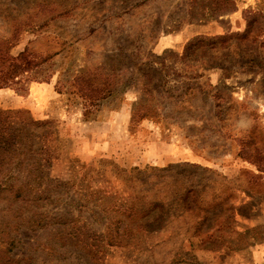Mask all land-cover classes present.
I'll list each match as a JSON object with an SVG mask.
<instances>
[{
    "label": "rangeland",
    "instance_id": "1",
    "mask_svg": "<svg viewBox=\"0 0 264 264\" xmlns=\"http://www.w3.org/2000/svg\"><path fill=\"white\" fill-rule=\"evenodd\" d=\"M250 10L264 16V0H0V52L39 64L0 88V108L53 126L33 190L0 201V248L15 240L0 264H264V27L239 36ZM87 71L116 82L94 119L70 92ZM188 191L194 213L166 233L108 241L140 205L129 196L179 212Z\"/></svg>",
    "mask_w": 264,
    "mask_h": 264
},
{
    "label": "trees",
    "instance_id": "2",
    "mask_svg": "<svg viewBox=\"0 0 264 264\" xmlns=\"http://www.w3.org/2000/svg\"><path fill=\"white\" fill-rule=\"evenodd\" d=\"M248 13L245 31L239 36L246 35L254 22L259 23L255 27V31L259 32L264 27V16L259 10H250ZM250 17L254 19L248 20ZM25 51L19 52L17 56L9 52H0V55H2L0 56V88L13 83L16 84L18 81L15 78L18 75H22L39 65L26 59ZM114 81L108 75L96 74L90 71L79 72L75 75L70 82V92L78 96L84 108L83 116L85 119H94V117L86 118L85 109H89V112H91L92 109L98 107L100 102L111 94L116 85ZM59 85V83H56L59 93L68 92L65 88L66 84H62L61 87ZM25 112L21 109L0 108V201L7 199L17 202L23 199L27 190H29V193L33 190L30 185L37 183L41 178V167L50 162L49 150L52 146L50 138L53 136L51 121L35 120L24 114ZM189 192L192 191H188L174 200L177 201L180 207L179 212L174 206H172L173 208L166 207L164 201L158 198H154L151 203L147 201V205H145L143 204V200L146 198L145 194H137L134 197L129 196L127 198L129 200L139 199L140 205L138 207L136 205L134 207L129 206V210H126L127 214H124V220H115L118 223L117 225L122 222L125 223L124 234L116 233L108 241L111 244L132 245L148 241L147 237L152 234L166 233L164 227L167 224L184 218L185 214L194 213V206L192 205L197 201L196 197L200 201V196L197 193L196 197L193 196L190 199L187 196ZM207 217L206 214L199 216L200 221L197 224L203 226ZM14 246L15 240L10 237L5 249L0 248V253L4 252L6 261L11 260L9 254Z\"/></svg>",
    "mask_w": 264,
    "mask_h": 264
},
{
    "label": "crops",
    "instance_id": "3",
    "mask_svg": "<svg viewBox=\"0 0 264 264\" xmlns=\"http://www.w3.org/2000/svg\"><path fill=\"white\" fill-rule=\"evenodd\" d=\"M249 1H253L254 2V0H249ZM88 126H90V127H96V126H98V128H101V127H103V124L100 125L99 122L92 121V122H89V125ZM112 127H113V125H112ZM94 136L95 135H93L92 137L95 138ZM113 137H114L113 134H111L110 135V141H111V139L113 140Z\"/></svg>",
    "mask_w": 264,
    "mask_h": 264
}]
</instances>
